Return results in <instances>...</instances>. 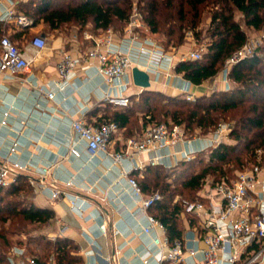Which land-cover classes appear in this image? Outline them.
<instances>
[{
  "label": "trees",
  "instance_id": "1",
  "mask_svg": "<svg viewBox=\"0 0 264 264\" xmlns=\"http://www.w3.org/2000/svg\"><path fill=\"white\" fill-rule=\"evenodd\" d=\"M137 3L151 33L164 35L166 49L182 45L189 29L198 39L200 33L196 28L201 20V7L211 5L212 32L206 51L199 59L180 60L175 66L177 74L195 85L216 77L225 68L226 60L248 41L235 11L243 14L249 28L257 30L264 26V0H138ZM17 9L31 17L34 24L48 23L53 30L64 34L75 31L80 37L86 29L97 33L117 28L118 23L122 24L121 30H117L121 32L131 15L133 0H24L17 4ZM228 78L232 82L230 89L203 94L195 100L187 99L182 92L170 95L143 89L129 96L128 106L115 110L110 119L103 121H115L135 137L151 124L182 125L185 135L193 137L211 133L223 121L234 122L227 133L233 142L221 141L208 150L209 154L206 150L199 151L192 159L179 160L170 168L163 164L146 165L143 176L136 178L145 194L155 191L162 194V199L148 211L165 225L171 241L183 236V200H203L200 191L209 176H214L212 184L231 182L238 171L248 166L264 167V57L258 49L232 65ZM135 174L136 170L132 172ZM33 194V187L24 175L0 189V264H8V253L18 246L13 245L11 235L29 225L47 227L55 217L52 209L34 203ZM185 217L190 225L197 222L192 214L185 213ZM38 238L44 242V254L32 257L39 263L82 262L79 247L71 239L43 234ZM50 252L53 253L50 258L43 260Z\"/></svg>",
  "mask_w": 264,
  "mask_h": 264
},
{
  "label": "crops",
  "instance_id": "2",
  "mask_svg": "<svg viewBox=\"0 0 264 264\" xmlns=\"http://www.w3.org/2000/svg\"><path fill=\"white\" fill-rule=\"evenodd\" d=\"M20 1L24 0H0V38L5 34L10 36L33 61L29 73L7 76L0 72V158L18 161L26 166L19 172V176L28 177L34 190V203L52 209L55 213L51 225L45 227L44 233L50 238L67 237L74 241L79 247L78 254L82 257V262L78 264H159L156 258L158 249L153 242L156 230H143L149 223L147 213L150 212L143 210L132 197L128 177H142L144 167L157 154H169L164 159L165 166L173 167L181 160L183 150L193 153L204 151L209 147V139L197 137L191 142H179L165 149L141 152L134 160H124L122 164L104 153L91 156L85 143L72 132L73 119L83 117L87 122L98 125L110 119L115 110L122 109L104 99L108 86L96 73L95 67L83 69L86 62L82 57L93 42L84 40L76 32L64 34L53 30L44 22L27 28H22L15 22H5L3 16L7 10L14 9L21 13L17 9ZM103 31L91 32L98 35ZM38 33L46 36L49 47L36 54L30 46V40ZM115 43L126 46L119 39ZM64 51L82 59L77 67L76 77L70 85L57 89L54 98L40 95L34 84L45 86L59 79L57 63ZM137 53V50L134 51V56L146 64V57ZM171 53L173 61H180L176 52ZM159 71L158 76L151 75L150 89L170 95L181 93L178 86H186L194 97L227 88V84L219 76L213 81L214 85L207 81L200 85L186 82L175 69H167V61L161 62ZM167 74L170 76L167 77ZM231 84L232 82L229 83ZM140 92L141 88L133 85L125 94L131 96ZM130 137L135 136H130L125 127H120L111 140L110 151H122ZM15 140L21 142V145L16 152L10 154V146ZM72 143H76L80 156L70 153L69 146ZM132 163H139L141 167L136 169L135 175H132L133 171L126 174L125 170ZM51 164V172L45 177V181L50 184L56 180L59 186H63L64 180L73 179L74 186L70 188V192L83 199V203H80L82 210L71 208L66 199L52 198L49 188L38 187L43 166ZM31 180L34 181L33 184ZM257 189L260 191L262 187L259 185ZM203 193L201 190V194ZM181 216L184 219L182 239L187 263L180 264H205L202 249L206 244L202 236L199 237L194 231L198 218L194 225H190L185 215ZM103 222L107 224L106 234L99 228ZM262 244L253 243L249 246L243 253L241 262L261 249ZM190 248L196 251L193 256L189 253ZM161 264L170 263L164 261ZM254 264H264V256Z\"/></svg>",
  "mask_w": 264,
  "mask_h": 264
},
{
  "label": "built area",
  "instance_id": "3",
  "mask_svg": "<svg viewBox=\"0 0 264 264\" xmlns=\"http://www.w3.org/2000/svg\"><path fill=\"white\" fill-rule=\"evenodd\" d=\"M3 20L15 22L22 28L34 25V20L31 17L17 13L14 9L7 10ZM127 21L128 23L121 35L114 32L112 28H108L98 35L90 30H84L82 33L84 40L93 42L85 56L82 57L86 62L83 69L88 70L90 67H95L96 73L105 80L108 86L104 99L121 107L129 104V95L125 94V91L130 86H136L132 77L134 66L147 70L150 75L155 74L157 76L162 61H167L169 71L175 69L176 66V62L172 60V53L166 51L154 38L145 36L139 39L137 30L143 26V23L137 10L133 11ZM116 39H119L127 47L116 44ZM261 43V39L254 42L248 41L226 60L224 74L227 89L230 86L228 81L229 68L254 54ZM30 46L34 48L36 54H39L49 47V42L46 36L38 33L30 40ZM136 50L137 54L146 57V64L134 56ZM201 56L200 52L191 51L188 55L181 57L180 60L199 59ZM82 59L64 51L57 63L59 79L53 84H46L45 86L34 84L40 95L52 99L55 97L57 89L70 85V82L77 75V67ZM32 61L33 59L21 50L10 36L5 34L0 38L1 73L7 76L29 73L31 72ZM166 76L170 75L167 74ZM178 87L182 93L186 94L187 99L195 100L194 95L186 86ZM71 128L73 134L85 143L86 150L91 156L104 153L111 156L119 164H122L124 160H134L141 152L165 149L170 145H176L179 142H191L192 140L186 138L180 125L151 124L147 126L141 137L128 138L126 147L122 151L111 152V140L120 130L117 122L108 121L97 125L80 117L73 119ZM226 130V125H220L212 137H207L209 146L218 145L223 141ZM20 145L21 142L15 140L10 146V154L16 152ZM69 150L71 154L80 156L76 143L70 144ZM168 155L157 154L150 158V164H163L165 166L164 159ZM193 156V152L183 150L181 160H190ZM51 167L52 164L43 166L40 172V181L37 183L38 187L40 189L49 188L52 198L66 199L71 208L78 211L82 210L80 203H83V199L70 192V188L74 186L73 179L64 180L63 186H59L56 180L50 184L45 181V177L51 172ZM139 167L141 164L132 163L130 168L125 170V173H131ZM25 168L26 166L18 161L0 158V189L16 182L19 172ZM31 183L33 184L34 181L31 180ZM128 184L131 188L132 197L145 211H148L151 206L162 199V194L159 191L145 194L134 176L128 177ZM259 185L262 187L260 191L257 189ZM201 190L204 192L201 194L200 191L203 200H183L185 211L182 214L188 213L198 218V225L194 231L199 237L202 236L206 244V247L202 249L205 264H254L260 261L264 256V167L254 165L251 168L238 171L235 179L231 182L222 181L216 184H208L206 187L204 185ZM147 218L149 223L144 226L143 230L145 232H150L152 228L156 230L153 242L158 249L156 258L159 264L164 261L170 264L187 263L184 241L182 239L171 241L165 225L158 218L148 213ZM99 228L103 234L107 233L106 222L100 224ZM253 243L263 244L261 249L241 262L243 253ZM24 253L23 248L14 247L8 253V264H56L53 260L48 263H39L34 258H24ZM189 253L193 256L196 251L190 248ZM144 261L147 263L146 259Z\"/></svg>",
  "mask_w": 264,
  "mask_h": 264
},
{
  "label": "rangeland",
  "instance_id": "4",
  "mask_svg": "<svg viewBox=\"0 0 264 264\" xmlns=\"http://www.w3.org/2000/svg\"><path fill=\"white\" fill-rule=\"evenodd\" d=\"M137 2H138V0H133V9H132L131 15H132L133 11H135V10H137L141 15V22L143 23V26L137 30L138 31L137 34H139V37H140L139 39H142L145 36H150V37L154 38V40H156L165 50H167L169 52H173V51L176 52L179 55L180 59H181V57L188 55V53L191 51H198L201 54H203L206 51V48H207L206 45L209 41H211L210 34L212 32V27L210 26V24H211V10H210L211 5H203V7H201V12H202L201 20H200L199 25L196 28L197 32L200 33V37L198 39L195 37V32L193 30L189 29L186 31L184 42L182 45L171 46V47H167L168 49H166L165 44H164V42H165L164 35H162L160 33L159 34L151 33L149 26L146 25V23L143 19V14L140 11ZM234 14H235L236 20L240 22L242 28H244V30L246 31L249 42H254L256 40L261 39L262 43L259 47L256 48V50L258 49V52L264 57V50L262 49V47H264V26L260 29H257V30L249 28L245 24V18L243 16V14H241L238 11H235ZM127 23H128V21L125 22L124 28L127 25ZM115 26H118V27L117 28L111 27V28L114 30V32L121 35V33H123L124 28L121 32L117 31V30H121L122 24L118 23ZM72 32L74 33L75 31H72ZM224 70H225V68L223 70H221L220 73L216 77L219 76L220 80L222 78L223 81L226 83ZM216 77H214L213 79L207 80V82L211 83V85L212 84L214 85L213 81L215 80ZM228 81H229V83L231 82L230 79H228ZM231 85L228 87V89H230ZM228 89L226 88L225 90H228ZM214 91H218V90L216 89V90H213L212 92H214ZM233 124H234V122L231 120H226V121H223L222 123H220V125H226L227 126V130L225 132V136H224L223 141L233 142L232 139L227 137V133L230 130V128L233 126ZM180 126L183 128L182 125H180ZM219 126L207 135H195L193 137H187L186 136V138L193 139V138H197V137L200 138V137H205V136H206V138L212 137L214 132L219 128ZM183 130H184V128H183ZM214 146H217V144ZM214 146L213 145L209 146L206 149V154H209L208 150ZM206 157L208 158V155ZM248 168H250V167L248 166L245 169H248ZM213 181H214V176H209L206 179L205 185L212 184ZM44 230H45V227L44 226L42 227L40 225H29L26 229H23L21 232H19V230H17L16 233L11 235L13 245H18V246H14V247L23 248L25 250V253L23 255L24 258H33L32 255H34V254L42 256L44 254V250L42 249V247L44 248L45 245H44V242L41 241L40 238H38V237H40L42 234L45 237L48 236L46 233H44L45 232ZM34 237H36V238H34ZM19 241H21V242L19 243ZM30 249L33 250V253L30 252ZM52 254H53L52 252H50V255L48 253L47 256H45V258H43V260H48Z\"/></svg>",
  "mask_w": 264,
  "mask_h": 264
},
{
  "label": "water",
  "instance_id": "5",
  "mask_svg": "<svg viewBox=\"0 0 264 264\" xmlns=\"http://www.w3.org/2000/svg\"><path fill=\"white\" fill-rule=\"evenodd\" d=\"M132 77L136 86L142 89H149L151 87V75L147 70L134 66L132 69Z\"/></svg>",
  "mask_w": 264,
  "mask_h": 264
}]
</instances>
